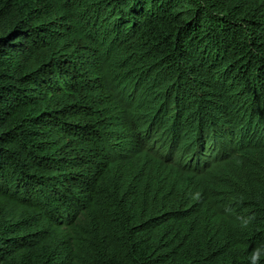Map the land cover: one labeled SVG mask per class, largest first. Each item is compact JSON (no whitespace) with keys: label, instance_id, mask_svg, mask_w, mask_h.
<instances>
[{"label":"trees","instance_id":"16d2710c","mask_svg":"<svg viewBox=\"0 0 264 264\" xmlns=\"http://www.w3.org/2000/svg\"><path fill=\"white\" fill-rule=\"evenodd\" d=\"M0 264H264V0H0Z\"/></svg>","mask_w":264,"mask_h":264}]
</instances>
